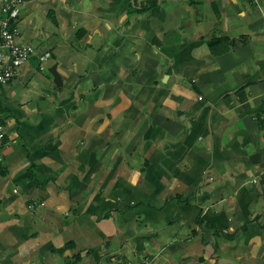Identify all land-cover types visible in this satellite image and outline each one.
Listing matches in <instances>:
<instances>
[{
  "label": "crops",
  "instance_id": "crops-1",
  "mask_svg": "<svg viewBox=\"0 0 264 264\" xmlns=\"http://www.w3.org/2000/svg\"><path fill=\"white\" fill-rule=\"evenodd\" d=\"M15 1L0 264H261L264 0Z\"/></svg>",
  "mask_w": 264,
  "mask_h": 264
},
{
  "label": "built area",
  "instance_id": "built-area-1",
  "mask_svg": "<svg viewBox=\"0 0 264 264\" xmlns=\"http://www.w3.org/2000/svg\"><path fill=\"white\" fill-rule=\"evenodd\" d=\"M19 9L15 0L0 4V86L7 84L17 74L18 69L35 54V49L17 40V33L11 23L18 18ZM264 126V114L261 116ZM5 129L0 110V164L2 161L3 140Z\"/></svg>",
  "mask_w": 264,
  "mask_h": 264
},
{
  "label": "trees",
  "instance_id": "trees-1",
  "mask_svg": "<svg viewBox=\"0 0 264 264\" xmlns=\"http://www.w3.org/2000/svg\"><path fill=\"white\" fill-rule=\"evenodd\" d=\"M156 2H157V0H151V2L150 3H148V7H141L140 9H138V13H142L143 11H146L147 9H149L150 7H153V6H155L156 5ZM215 43H217L216 41H212V42H210L208 45H209V47L210 48H213V45L215 44Z\"/></svg>",
  "mask_w": 264,
  "mask_h": 264
},
{
  "label": "water",
  "instance_id": "water-1",
  "mask_svg": "<svg viewBox=\"0 0 264 264\" xmlns=\"http://www.w3.org/2000/svg\"><path fill=\"white\" fill-rule=\"evenodd\" d=\"M51 73H52V75H53V77H54V83H55L58 87H60V86H61V79H60V77L58 76V74L56 73L55 68L52 69Z\"/></svg>",
  "mask_w": 264,
  "mask_h": 264
},
{
  "label": "rangeland",
  "instance_id": "rangeland-1",
  "mask_svg": "<svg viewBox=\"0 0 264 264\" xmlns=\"http://www.w3.org/2000/svg\"><path fill=\"white\" fill-rule=\"evenodd\" d=\"M259 255H262V261L260 262L261 264H264V250H262V247L259 249Z\"/></svg>",
  "mask_w": 264,
  "mask_h": 264
}]
</instances>
